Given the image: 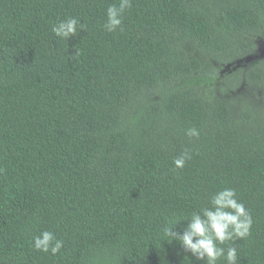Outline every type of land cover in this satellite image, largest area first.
Masks as SVG:
<instances>
[{
  "label": "trees",
  "instance_id": "trees-1",
  "mask_svg": "<svg viewBox=\"0 0 264 264\" xmlns=\"http://www.w3.org/2000/svg\"><path fill=\"white\" fill-rule=\"evenodd\" d=\"M111 4L0 0V264H206L163 229L225 187L252 225L220 246L264 264V0Z\"/></svg>",
  "mask_w": 264,
  "mask_h": 264
},
{
  "label": "clouds",
  "instance_id": "clouds-1",
  "mask_svg": "<svg viewBox=\"0 0 264 264\" xmlns=\"http://www.w3.org/2000/svg\"><path fill=\"white\" fill-rule=\"evenodd\" d=\"M131 6V0H118V4L109 5L105 29L115 32L122 24L125 10ZM83 27L77 17H67L55 23L52 32L57 37L69 39L77 34L78 28ZM186 135L198 138L200 132L192 127L186 130ZM189 159L191 153L186 150L173 160V164L176 168H183ZM180 221L187 223L181 230H174ZM251 225L252 217L244 204L236 198V190L225 187L211 195L210 206L193 211L189 218L173 219L169 226L164 227L163 236L169 242L178 241L184 251L191 253L196 261L217 264L223 257L227 264H237V249L229 246L225 250L220 245L248 236ZM63 246V239L50 230H43L33 237V248L37 251L56 255Z\"/></svg>",
  "mask_w": 264,
  "mask_h": 264
}]
</instances>
